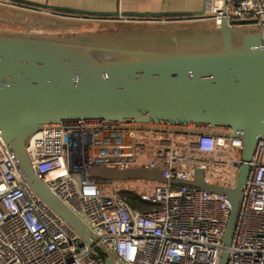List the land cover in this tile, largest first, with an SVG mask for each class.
Returning <instances> with one entry per match:
<instances>
[{
  "label": "built area",
  "instance_id": "1",
  "mask_svg": "<svg viewBox=\"0 0 264 264\" xmlns=\"http://www.w3.org/2000/svg\"><path fill=\"white\" fill-rule=\"evenodd\" d=\"M223 20L230 28L264 31V0H205L203 16L182 23L218 28ZM174 128L182 127L67 122L47 125L28 138L26 152L33 171L86 224L95 237L93 246L20 179L0 135V264H107L109 256L102 247L124 264H218L230 213L228 199L169 182H191L200 170L208 185L234 188L243 163L242 142L231 135ZM247 165L226 264H264V137ZM138 169L156 170L167 182L108 180L99 173ZM123 193H134L152 208L133 210Z\"/></svg>",
  "mask_w": 264,
  "mask_h": 264
},
{
  "label": "water",
  "instance_id": "2",
  "mask_svg": "<svg viewBox=\"0 0 264 264\" xmlns=\"http://www.w3.org/2000/svg\"><path fill=\"white\" fill-rule=\"evenodd\" d=\"M14 5L100 19L201 17L196 12L90 11L30 0ZM118 4V1H116ZM134 122L182 127L174 132L237 137L242 164L232 189L208 185L200 170L186 184L224 195L230 204L219 263L226 264L250 161L264 137V31L210 30L34 34L0 31V135L20 179L87 245L95 237L33 171L28 138L47 125ZM190 129V130H189ZM227 131H230L228 134ZM108 180L166 183L156 170L99 171ZM107 264H124L110 250Z\"/></svg>",
  "mask_w": 264,
  "mask_h": 264
},
{
  "label": "crops",
  "instance_id": "3",
  "mask_svg": "<svg viewBox=\"0 0 264 264\" xmlns=\"http://www.w3.org/2000/svg\"><path fill=\"white\" fill-rule=\"evenodd\" d=\"M0 0V31L34 34H81L107 31H168L188 30L198 28L197 24L182 23V20L195 17H164L157 21L152 19H100L94 17L70 16L58 18L48 12H39V9L7 4ZM49 5L72 7L90 11H114L118 6L120 11L133 12H196L202 7L203 0H30ZM118 1V4H116ZM44 11V10H42ZM193 28V29H194Z\"/></svg>",
  "mask_w": 264,
  "mask_h": 264
},
{
  "label": "trees",
  "instance_id": "4",
  "mask_svg": "<svg viewBox=\"0 0 264 264\" xmlns=\"http://www.w3.org/2000/svg\"><path fill=\"white\" fill-rule=\"evenodd\" d=\"M123 195L133 210L147 211L152 208V205L139 201L134 193H123Z\"/></svg>",
  "mask_w": 264,
  "mask_h": 264
},
{
  "label": "rangeland",
  "instance_id": "5",
  "mask_svg": "<svg viewBox=\"0 0 264 264\" xmlns=\"http://www.w3.org/2000/svg\"><path fill=\"white\" fill-rule=\"evenodd\" d=\"M31 10L38 11V10L33 9V8H31ZM39 12H44V13H46V12H48V11H46V10L42 11V10H40ZM69 18H70V17H69ZM201 24H202V23H201ZM197 26H199V27H198V28H194V27L191 26V28L188 29V30H195V29L210 30V29H213V27H212L211 25H207V26H205V25H197ZM193 28H194V29H193ZM107 32H111V31H107ZM62 34H69V33H62Z\"/></svg>",
  "mask_w": 264,
  "mask_h": 264
}]
</instances>
